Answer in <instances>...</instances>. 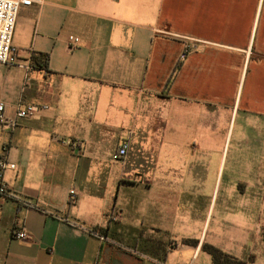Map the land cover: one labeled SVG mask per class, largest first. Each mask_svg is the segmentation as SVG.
<instances>
[{
    "label": "crops",
    "instance_id": "obj_1",
    "mask_svg": "<svg viewBox=\"0 0 264 264\" xmlns=\"http://www.w3.org/2000/svg\"><path fill=\"white\" fill-rule=\"evenodd\" d=\"M14 44L0 102L48 110L0 125V264H264V0H44Z\"/></svg>",
    "mask_w": 264,
    "mask_h": 264
},
{
    "label": "built area",
    "instance_id": "obj_2",
    "mask_svg": "<svg viewBox=\"0 0 264 264\" xmlns=\"http://www.w3.org/2000/svg\"><path fill=\"white\" fill-rule=\"evenodd\" d=\"M44 0H0V64L17 67L27 71L32 70L29 63L24 62L22 50L14 44V34L17 25V18L22 8H29L34 5H41ZM71 42L78 45L80 40L72 38ZM194 48L192 44L185 47L184 52L181 54L180 59L184 61L187 59L189 52ZM29 81V79L27 80ZM48 110V107L40 104H32L20 102L17 105V110L13 116L7 114V105L0 102V125L9 130H14L18 127L19 123L23 120H33L40 116L41 113ZM74 150L82 151V144L77 141L67 142ZM130 149V143L123 140L112 155L115 162H121L126 159ZM16 165L9 162L5 158L0 160V200L9 194L8 185L6 182V172L8 170H15ZM72 202L78 198L75 190L70 192ZM113 220H116L113 218ZM104 241L102 235H98ZM13 237L17 240H27L28 236L25 231L14 232ZM131 252L136 253L135 250Z\"/></svg>",
    "mask_w": 264,
    "mask_h": 264
},
{
    "label": "trees",
    "instance_id": "obj_3",
    "mask_svg": "<svg viewBox=\"0 0 264 264\" xmlns=\"http://www.w3.org/2000/svg\"><path fill=\"white\" fill-rule=\"evenodd\" d=\"M183 243L185 244H191V245H197L198 241L196 240H184ZM203 249L205 252H207L209 255L212 256L214 264H247L244 261L237 260L218 248L210 245V244H204Z\"/></svg>",
    "mask_w": 264,
    "mask_h": 264
},
{
    "label": "rangeland",
    "instance_id": "obj_4",
    "mask_svg": "<svg viewBox=\"0 0 264 264\" xmlns=\"http://www.w3.org/2000/svg\"><path fill=\"white\" fill-rule=\"evenodd\" d=\"M224 139V138H223Z\"/></svg>",
    "mask_w": 264,
    "mask_h": 264
}]
</instances>
